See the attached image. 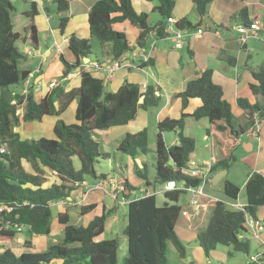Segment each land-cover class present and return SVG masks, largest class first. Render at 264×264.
Here are the masks:
<instances>
[{
  "label": "trees",
  "instance_id": "trees-1",
  "mask_svg": "<svg viewBox=\"0 0 264 264\" xmlns=\"http://www.w3.org/2000/svg\"><path fill=\"white\" fill-rule=\"evenodd\" d=\"M30 9L23 14L30 18L26 34L14 30L13 16L16 8L11 0H0V88L24 82L29 70L19 68V62L27 54L22 53L17 42L36 48L39 31L34 17L38 14L35 0H26ZM157 1L156 9L162 17H171L174 0ZM212 0H193L200 17L207 14L208 4ZM54 11L60 16L58 27L63 35L66 31L70 9L68 0H54ZM247 9L241 10L239 17L244 18ZM128 21L139 28L137 44L147 47V39L153 31L158 38L167 35L166 23L160 21L152 25L149 14L137 12L132 0H97L88 14V32L101 44L100 55L119 60L131 50L126 34L115 28V25ZM176 28L191 29L194 25L183 18ZM68 48L75 56V61L68 60L63 53L60 58L63 64L62 78L76 68L79 69L80 84L66 89L59 82L49 88L45 95L37 99L33 89L25 94H0V145L6 144L7 150L0 152V244L10 243L16 234L24 228L29 236H47L52 230L53 203H59L72 196L88 177L94 183L107 180L108 175L97 174L96 163L99 158H108V153L99 150V143L94 139L96 130L110 129L127 125L137 117L140 108L145 110L157 108L162 103L158 94L159 88L148 84L145 88L125 80L115 91L105 89L104 78L97 77L84 67V58L93 55L88 38L72 34L68 38ZM141 67H153L154 59L149 58L140 63ZM256 83L250 84L255 102L239 97L238 105L249 118L247 128H255L254 115L264 119V68L252 71ZM184 110L191 98L202 101L192 114L182 113L179 118L165 117L158 123L156 134L155 173H149L146 164L143 168L135 166L134 172L146 181V195L132 198L136 190L128 179L119 178L120 196L128 199V222L123 230L127 237V255L123 264H168V246L171 242L181 258L187 256L186 248L178 237L175 227L182 214L178 204L181 195L189 187H198L202 179L184 175L181 168L187 166L196 147V140L184 133L186 118L196 120L208 118L210 127L229 133L243 132L245 126L237 123L231 104L224 98L221 85L214 82L212 69L201 72L189 80L183 91L177 94ZM76 101L75 122L66 123L63 113L72 102ZM21 111V113H20ZM47 116L57 118L53 138H21L16 128L21 123L43 122ZM171 131L178 137V144L167 145L163 133ZM149 129L144 128L136 133H127L119 142L118 150L134 158L150 151ZM220 158L211 166L209 174L227 170L236 161V157L227 145L220 144ZM77 156L80 168L76 169L73 157ZM27 163V168L24 165ZM172 161L173 163H170ZM51 176L53 179L51 180ZM166 182L182 183L186 189H168L164 192L166 202L158 205L154 190L156 184ZM120 186V187H119ZM224 191L231 199H238L241 188L227 180ZM148 193V194H147ZM246 211L258 217V210L264 207V174L253 172L246 184ZM91 203L80 207L81 214H87L96 208ZM112 209L103 207L87 225L77 226L71 223L68 211L58 213V222L64 227L62 242L51 244L41 252L25 251L17 255L11 249L0 251V264H119L117 239L95 238L104 233L106 221ZM246 213L217 201L207 226L197 234V240L205 254L216 249L217 245L232 246L235 250L250 254L251 240L246 238ZM31 240L25 245L31 248Z\"/></svg>",
  "mask_w": 264,
  "mask_h": 264
},
{
  "label": "crops",
  "instance_id": "crops-1",
  "mask_svg": "<svg viewBox=\"0 0 264 264\" xmlns=\"http://www.w3.org/2000/svg\"><path fill=\"white\" fill-rule=\"evenodd\" d=\"M35 1L38 5L39 14V17L34 19L39 31L38 44L36 48H32L25 44L26 49L24 53L27 54L25 59L30 57V59H32V56L35 55L41 59L37 69L24 67L22 70H29L30 73L34 72L35 75L31 79V89H33V91L35 90L33 87L37 86L38 81L43 82L41 89L34 91L35 97L39 94L42 98L45 95H41L43 92L42 87H47L46 92L49 89L47 86L49 83L45 81V71L43 69V64L47 63L49 60L51 63L55 62L56 58H51L53 52L55 53V57L60 56V53H58L55 48L56 40L54 41V35L57 37V39H61L63 43V54L65 57L71 62H74L75 56L69 50L67 43L63 42L62 36L67 39L72 34L78 36L77 32L79 29H88V14L92 5L97 0H68L70 3V9L67 13L69 16V22L63 35L60 33L58 28L53 26L56 16L60 18V16L54 11V0ZM132 4L137 12H146L149 14L150 24L155 25L160 21L166 23L167 35L165 37L158 38L156 36V31H153L147 39V47L141 48L137 44V38L140 33L139 28L132 25L128 21L118 23L115 25V28L123 31L126 34L131 46V50L124 55L125 60L123 61L122 66L111 71V66L115 60L107 56L106 58L101 57L100 49H97L95 52L93 50L94 53L92 55L94 56L95 60H92V56L90 58L83 59V62L85 63L84 67L92 72L89 67H91L93 63H100L102 68L98 70L95 69V72L101 74L99 76L101 78L106 77V85H112L115 90L118 89L125 80L139 84L141 87H143V84H146V86L148 84H154L159 88L157 92L162 97V103L157 108H151L156 109V112H151V109L145 110L140 108L135 120L127 125L116 126L121 127L118 128L119 130H116V132L112 131L117 129L116 127L106 130H108L110 134H113L116 140L121 141V139L127 133H136L144 128H154V130H156L155 134H157L158 123L165 117L179 118V115L181 116L183 112L189 115L192 114L199 106H201V99L197 97L191 98L187 107L183 110L181 99L177 97V94L184 90L189 80L197 77L201 72L207 69H212V77L214 82L222 86L224 98L231 104L232 112L236 111L237 115H235L236 113L233 114L237 123L241 126H245L244 131L240 133H233L232 131L226 133L216 129H213L210 131V133H208L207 130L210 127L208 118L204 117L199 120H196L191 116L186 118L185 130L188 127L202 126L204 128L203 140L206 142L204 146L206 148H210L213 152L209 158L203 159L202 165H205V162H210L212 166L220 158L219 146L222 144L224 146L227 145L228 148L232 150L233 154L238 149V147H242L245 151V155L242 156L241 160L242 162L249 164L248 167L250 168L246 177H244L242 181H239L240 179H235L234 177H229L230 168L237 162L236 158L234 164L226 170V174L220 179H215V177L222 170L208 175L209 179L206 184H209V182L213 183L214 185L220 183L223 184L222 189L225 199L218 196H211L210 194L205 193V188H203V194H198L196 191H187L191 196V204L187 205L186 208L182 207L178 202V204L182 207V214L186 216L188 221H193L190 224L182 222V227L184 229L191 228L196 230L197 233L190 232L191 237H196L200 229L199 219H204L205 214H207L209 210L213 209L217 201H222L227 206H229L230 202L234 200L228 197L224 191L225 181L229 180L240 186L241 191L238 197L240 200L241 193L245 192V184L249 176L253 172L264 174V119L261 121L259 128H247L249 118L246 116L245 111L238 105L239 97L247 98L252 103L256 101L250 90V84L257 82L253 77L252 71L264 68V33L259 32V34L254 35L252 32H249L243 39L242 35L237 29L239 25L250 23L255 19L259 20L261 24H264V0H212L208 4L207 14L204 17H200L198 14L193 0H174V7L171 13V17L175 20L174 22H169L168 18L161 16L160 12L156 9V6L158 5L157 1L132 0ZM73 7H75V11L73 10ZM244 8L247 9V12L245 17L241 18L239 17V14ZM155 18L156 20H154ZM183 18L189 20L194 25V28H186L182 30L181 34L184 43L181 47H178L176 46V43L178 42L176 39V24ZM38 19L44 26L43 30L48 31L52 36L54 44L53 42H50V40H46L41 43L40 33L42 31V27L39 25ZM206 21H208L207 24ZM149 58L154 59V66L141 67L140 63L143 60H147ZM127 63L132 66L126 65ZM62 69L63 64L61 61V65L59 66V76L61 77L60 81L59 79L57 80L52 77L49 82L52 80H57L58 83L61 82L66 89L77 87L80 84V67L72 71L70 73L72 76L65 80H63L64 78L61 76ZM95 76L97 75L95 74ZM24 91L25 88L23 92L20 93V95L24 94ZM15 93L19 94L17 92ZM64 114L65 112L63 115ZM63 115L61 116L62 118ZM56 120L57 118L53 119V121L50 123L52 128ZM28 123L31 122L21 123V125L16 128V131L21 128L26 138H28L31 132H34L39 127L36 124L26 127L25 125H28ZM165 133L166 132L163 133V137L166 142ZM96 134H99L98 130H96ZM178 142V137L176 136L174 141L171 143L166 142V144L175 145L178 144ZM72 160L74 167L79 169L80 161L78 157L74 156ZM191 160H197L193 157V154ZM26 164L27 163L24 161V165L27 168ZM130 174L132 175L131 170ZM119 178L124 179L126 177L119 175V177L116 179L115 177L108 176V181H114V183L118 184L117 180ZM135 182L139 184L135 186L136 188L138 186H143L144 188L147 187L146 181L144 179L142 181L135 179ZM95 184L96 183L93 181V183L87 187L86 183L84 182L79 188H77L76 191L73 192L72 196L67 198L66 203L69 202V204L74 206L78 205L77 209L79 214H81L80 207L82 205L91 203L97 204L94 210L101 206L102 213L103 207L105 206L107 209H112L110 215L113 214L116 211V206L108 208L104 202L99 203L98 197L99 195L102 196L103 191L96 189ZM176 186L183 185L182 183H179ZM166 190L168 189H163L162 193L164 194ZM209 190H211V188ZM152 191L156 194V186H154V190ZM244 197L245 199L240 201L246 202V193ZM81 201H83L82 204H80ZM166 201L167 200H165L164 203ZM68 209L71 219L72 214L70 208L66 207L64 210L61 209L60 212H64L66 210L68 211ZM261 211V209L258 210L259 218ZM92 213L93 210L87 213L91 215V218L87 221V223H85V225H87L89 221L95 216L92 215ZM25 231L26 230L23 228L21 232L16 234L12 242L6 243V246H2V244H0V251L9 248L15 252L14 249H18L19 253H15L20 255L25 251H31V248L42 243V237L44 235L29 236L28 234H24ZM20 233H23L24 235L20 236ZM182 233L187 236V230L183 231ZM46 237L47 240H45V243L43 244L46 249L51 244L63 241L64 227L58 222V216L57 224L54 227L52 224V230ZM102 237L103 234L96 237L95 240L100 241ZM28 239L31 240V248H28L25 245V241ZM260 239V241L264 243L262 235ZM209 263L211 264L210 260H208V264ZM243 264H245V262Z\"/></svg>",
  "mask_w": 264,
  "mask_h": 264
},
{
  "label": "rangeland",
  "instance_id": "rangeland-1",
  "mask_svg": "<svg viewBox=\"0 0 264 264\" xmlns=\"http://www.w3.org/2000/svg\"><path fill=\"white\" fill-rule=\"evenodd\" d=\"M16 8V13L13 16V20H14V30L18 31L20 33H22V35L26 34V28L28 27V25L30 24V18L25 16L22 12H24L25 10H29L30 9V3L26 0H11ZM73 10L75 11V7H73ZM17 17V18H16ZM39 17V14H37L35 18ZM19 18V20H18ZM156 20V18L154 19ZM38 23L39 25L42 27V31L40 33V38H41V43H43L46 40H50V42L58 40L57 42L61 41V39H57V37L54 35V41L52 36L50 35V33L48 31H44L43 28L44 26L42 25L41 21L38 19ZM78 37L81 38H88V40L90 41V44L92 46V49L95 51H97V49H101V44L100 41L95 37V36H91L88 32L87 28H82L79 29V31L77 32ZM62 40H63V36H62ZM62 42V41H61ZM59 42V43H61ZM17 46L19 48V50L24 53L26 47L25 44L23 43L22 40H19L17 42ZM55 53L53 52V55L51 58H56L55 62H50V60L47 63L43 64V69L45 71V81L49 83L50 79L53 77L55 79H59L60 81V76H59V66L61 65V58L59 57H55L54 55ZM31 58V57H30ZM22 59L19 62V67L20 69L25 68H38L39 66V61H40V57L32 56V59ZM27 60V62H26ZM92 60H95L94 56H92ZM92 70V74L93 75H97V77H99L101 74H99L98 72H95V70L91 67H89ZM95 73V74H94ZM102 73V72H101ZM35 75V74H34ZM33 75V77H34ZM35 80V78H34ZM104 80L106 82V77H104ZM43 83V82H42ZM48 85V84H47ZM25 88V84L24 82H20L18 84H14V85H10L8 87L5 88H0V94L2 93V91L6 94V95H12L13 93L17 92V93H22L23 90ZM43 92L41 93V95L43 96V94L46 93V86H43ZM105 89L107 91H115V89L113 88L112 85H105ZM37 99H40V95L38 94L36 96ZM75 108H76V102H73L70 104V106L68 107L67 111H65V114L63 115V120L70 124L75 122V117H74V113H75ZM151 112L154 111L156 112V109H151ZM21 113V111H20ZM233 113H236V111H234ZM237 115V113L235 114ZM180 117V115H179ZM54 116H47L43 122H39V121H33L31 123H28V125H25L26 127L29 125L36 124L37 126H39L34 132H31V134L28 136V138H34L37 139L39 137H47V138H53L54 132H53V128L51 126V122L53 121ZM117 129L112 130L113 132H116V130H119L118 128L121 127H116ZM20 130V131H19ZM18 133L20 134L21 138H26L22 132V129L19 128ZM99 134H95L94 135V139L99 143V150L102 153H108L109 157L108 158H99V163H96V172L98 174H105L111 177H115L117 179V177L123 176L128 178V181L133 185H139L138 183L135 182L136 180H143V178L138 177L135 172H134V168L135 166H140L141 168H143V165L146 164L147 169L149 171V173L154 174L155 173V163H156V153H155V148H156V130H154V128H150L149 129V137H150V143H149V147H150V151L146 154H140L139 157L137 156V159H135L134 157L123 153L122 151L118 150V144L120 142V140H116L115 136L113 134H110L108 130H98ZM192 133V134H191ZM185 134L189 135L191 137H193L196 140V148L193 152V157L196 160V162L199 165H202V161L204 158H209L211 156V154L213 153L212 150L210 148H206L204 146V144L206 143L203 140V134H204V128L202 126H195V127H188L185 130ZM165 137H166V142L167 143H171L172 141L175 140L176 138V134L171 132V131H167L165 133ZM235 157L237 158V162L230 168V173H229V177H234L235 179H240L239 181H242V179L244 177H246L248 171H249V164L242 162L241 158L243 155H245V151L243 150L242 147H238V149L234 152ZM27 165V164H26ZM130 170L132 175L130 174ZM135 175V176H134ZM51 180L53 179V177L51 176L50 178ZM93 179L91 177H88L85 181L86 186L88 187L89 185H91L93 183ZM106 188L107 191H103L102 196L99 195L98 197V201L99 203L104 202L108 208L111 207H115L116 206V211L111 214L106 221V230L103 233V237L101 240L103 239H117L118 243H119V249H118V263L119 264H123L125 261V257L127 255V237L125 236V234L123 233V230L125 229L127 222H128V205L127 203L122 201V197L119 196L117 199H115L112 194L109 192L111 191L113 188L110 186V183L107 182L106 183ZM178 185L175 182H166L163 184H156V196H157V202L158 205H163L164 201L166 200V198H164V194L162 193L163 189H170L173 186ZM223 184H216L214 185L213 183L209 182V184H206L204 186L205 188V193L210 194L211 196H218V197H222L223 199H225L224 196V192L222 189ZM120 187V186H119ZM144 187L143 186H138L136 188L135 191H132L134 193H132V198H136L139 195H141L142 193H144L143 191H141ZM147 188V187H145ZM211 188V190H209ZM87 189V188H86ZM102 192V191H101ZM114 192V190H113ZM149 192H152V190H149ZM245 192H242L240 195V200H244L245 199ZM84 201V199H83ZM83 201L80 202V204L83 203ZM60 204V205H59ZM179 204L186 208L187 205L191 204V196L190 193L186 192L184 194L181 195V198L179 200ZM61 206V207H60ZM72 206V207H70ZM66 207L70 208L71 211V223L75 224L77 226L80 225H85V223H87V221L91 218L90 214H84L81 215L78 213V205L74 206L72 204L68 203H64V202H59V203H53L51 206V210H52V224L53 227L57 224V216L58 213L62 210H64ZM101 206L96 209L93 210L92 215H96V214H101ZM264 207H261L260 209L262 210L259 214L260 219L264 222V209H262ZM189 210V208H188ZM212 214V210H209L207 214H205V218L204 219H199V227L200 229H203L207 226L210 217ZM263 214V215H262ZM204 216V215H203ZM182 222L186 223V224H190L193 221H188L186 216H184L182 214L180 221L178 222L177 227L175 228V231L178 235V237L181 239L182 243L184 244L185 248H186V254L187 256L184 258H181L177 251L176 248L174 247V245L169 242V246H168V264H208V260L211 261V264H243L244 262L246 263V261L249 259V255L254 253V252H262L264 250V243L262 241H260L257 238H251V248H250V254L246 253L245 251H238L235 250L232 246H226V245H217L216 249L214 251H211L209 256H207L204 252L203 249H201L198 240H197V236L196 237H191L190 232L192 233H197L196 230L191 229V228H183L182 227ZM199 229V231H200ZM187 230V233L185 236V234H183L182 232ZM24 234L26 235L27 232L25 231ZM23 233H20L19 235H24ZM47 237L43 236L42 237V243L39 244L38 246H34L33 248H31V252H41L44 251L46 248L44 247V243ZM262 239H264V233L262 234ZM2 246H6L5 244H2ZM17 246V245H16ZM24 246V245H23ZM19 248V247H18ZM14 251L16 253H19L18 249H14ZM210 264V263H209Z\"/></svg>",
  "mask_w": 264,
  "mask_h": 264
},
{
  "label": "built area",
  "instance_id": "built-area-1",
  "mask_svg": "<svg viewBox=\"0 0 264 264\" xmlns=\"http://www.w3.org/2000/svg\"><path fill=\"white\" fill-rule=\"evenodd\" d=\"M168 21L174 22L175 20L172 17H169ZM237 29H238V32L242 35V38L244 39L245 35H247L249 32H252L254 35L259 34V32L264 33V24H261L259 20L255 19L250 23H245V24L239 25ZM181 33H182V30L176 29V39L178 41L176 43V46H178V47H181L184 43ZM63 42L68 43V38L66 39L63 37ZM62 45H63L62 42L59 43V42L55 41L56 51L60 54L63 53V46ZM124 60H125L124 56H122L119 60H115L113 62V65L111 66V71L121 67ZM126 65L132 66L129 63H127ZM91 68H93L94 70L95 69L98 70V69H101L102 66L100 63H93ZM33 75H34V72L30 73L28 78L24 81V83H25L24 94L31 89V86H32L31 85V79H32ZM71 76H72V74L69 73L63 80L70 78ZM57 84H58L57 80H52L51 82H49V84L47 86H48V88H52V87H55ZM42 85H43L42 81H38L37 86L33 87L35 89L34 91L40 90ZM145 87H146V84H143V88H145ZM13 95H16V93H13ZM254 118H255V128H259L260 123L263 119H260L258 114H255ZM6 150H7V145L5 143L1 144L0 145V152L4 153V152H6ZM210 168H211L210 162H205V165H199L194 160H190L188 162L187 166L182 167L181 172L184 175L192 177V178H201L202 179V182L198 187H196V188L195 187H189V188H187V190L196 191V192H198V194H203L204 193L203 192L204 185L208 182V179H209L208 175H209ZM107 182H109L110 186L113 188L109 192L112 194V196L115 199H117L120 196V189L118 188L117 183H114V181H108V179L107 180H100V181L96 182L95 188L100 189L102 191H107V188H106ZM173 188L174 189H176V188L177 189L178 188L179 189L180 188L186 189L184 186H176ZM113 190H114V192H113ZM145 190L146 189L143 188L141 191H143L144 193H142L139 196L146 195ZM150 190H151V188H150ZM150 193H152V192H149V194ZM122 198H123L122 199L123 202H125V203L128 202V199H125L124 197H122ZM60 202L66 203L67 199L62 200ZM229 206L232 209L244 211L246 213V215H245L246 225L245 226H246V229L248 230V232L246 234V238H248V239L257 238V239L261 240L260 239L261 235L264 233V222L260 218H256L246 211L247 203L242 202L239 199H235V200L230 202ZM245 264H264V250L262 252L257 251V252L250 254L249 259L246 261Z\"/></svg>",
  "mask_w": 264,
  "mask_h": 264
},
{
  "label": "water",
  "instance_id": "water-1",
  "mask_svg": "<svg viewBox=\"0 0 264 264\" xmlns=\"http://www.w3.org/2000/svg\"><path fill=\"white\" fill-rule=\"evenodd\" d=\"M208 23V21H206V24ZM61 24L60 18L58 16H56L55 21L53 23V26L55 28H58ZM106 85V83H105ZM170 163H173L172 161H170ZM226 174V170H222L218 175H216L215 179H220L222 176H224Z\"/></svg>",
  "mask_w": 264,
  "mask_h": 264
}]
</instances>
